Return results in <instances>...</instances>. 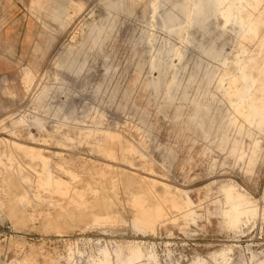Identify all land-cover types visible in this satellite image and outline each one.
I'll return each mask as SVG.
<instances>
[{
    "label": "rangeland",
    "instance_id": "rangeland-1",
    "mask_svg": "<svg viewBox=\"0 0 264 264\" xmlns=\"http://www.w3.org/2000/svg\"><path fill=\"white\" fill-rule=\"evenodd\" d=\"M195 2L0 0V264H264V0Z\"/></svg>",
    "mask_w": 264,
    "mask_h": 264
},
{
    "label": "bare ground",
    "instance_id": "bare-ground-1",
    "mask_svg": "<svg viewBox=\"0 0 264 264\" xmlns=\"http://www.w3.org/2000/svg\"><path fill=\"white\" fill-rule=\"evenodd\" d=\"M215 2H216V0H196V2H195V4H194V6L197 8V10L198 11H201V8H206L207 6L208 7H212V6H214L215 5ZM191 10V9H190ZM186 11V10H185ZM190 12V11H189ZM189 12H188V14H187V20H188V23H189ZM223 16H225V18L228 20V16H226L224 13H223ZM227 20H226V22H227ZM36 22V21H35ZM228 23H230L229 21H228ZM238 23V22H237ZM186 30V29H185ZM3 32V31H2ZM10 32V31H9ZM1 34V33H0ZM232 68V67H231ZM230 72V71H229ZM233 72V71H232ZM25 79V74H23V80ZM246 108H248L247 109V112H248V114L249 115H251V117H256L257 115H258V113H257V110L255 109V108H253V107H249V106H247ZM116 154V153H115ZM36 155V154H35ZM118 155H120L119 153H118ZM116 157H118V156H116ZM27 160V159H26ZM9 164H8V162L6 161V162H2L1 161V156H0V166H2L3 167V169H5L6 170V168H7V166H8ZM14 165H16V164H14ZM15 169V168H14ZM23 172H26V171H23ZM28 173V172H27ZM25 174V173H24ZM29 174H27V176H28ZM13 176V175H12ZM23 178V177H22ZM12 179H13V177H12ZM140 182V181H139ZM150 182V181H149ZM150 185V184H149ZM59 186H64V181H62V180H56V181H54L53 182V185H52V187L50 188V190H57V189H59ZM152 186V185H151ZM165 190V189H164ZM23 191V190H22ZM64 191H66V188L64 187ZM229 192V191H228ZM13 195H15V194H13ZM159 195V194H158ZM15 197V196H14ZM16 198L17 199H19L20 201L24 198V196L23 195H18V196H16ZM32 198V197H31ZM15 200V199H14ZM24 202V201H23ZM24 204V203H23ZM152 204L154 205V203L152 202ZM39 205V204H38ZM152 207V206H151ZM160 212H161V210H160V208H155L153 211H152V213H151V215H152V217H151V220H150V222H152V221H154L156 218H158L159 217V215H160ZM170 212H171V210H170ZM244 212L243 211H240L239 213H238V215L239 214H243ZM226 218V217H225ZM243 220V219H242ZM234 222H236V220H234Z\"/></svg>",
    "mask_w": 264,
    "mask_h": 264
}]
</instances>
